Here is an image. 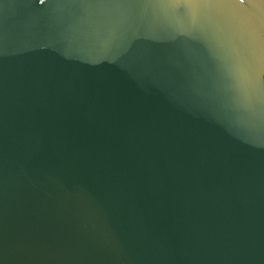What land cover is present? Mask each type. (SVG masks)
<instances>
[{"label":"water","instance_id":"1","mask_svg":"<svg viewBox=\"0 0 264 264\" xmlns=\"http://www.w3.org/2000/svg\"><path fill=\"white\" fill-rule=\"evenodd\" d=\"M0 264H264V0H0Z\"/></svg>","mask_w":264,"mask_h":264}]
</instances>
